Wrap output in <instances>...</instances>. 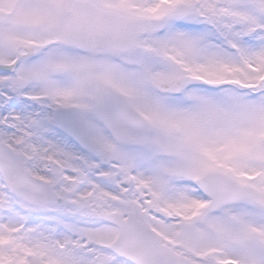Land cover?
<instances>
[{
	"label": "snow or ice",
	"instance_id": "1",
	"mask_svg": "<svg viewBox=\"0 0 264 264\" xmlns=\"http://www.w3.org/2000/svg\"><path fill=\"white\" fill-rule=\"evenodd\" d=\"M0 264H264V0H0Z\"/></svg>",
	"mask_w": 264,
	"mask_h": 264
}]
</instances>
